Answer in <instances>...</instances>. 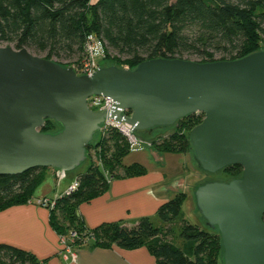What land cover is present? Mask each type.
Returning a JSON list of instances; mask_svg holds the SVG:
<instances>
[{
    "label": "water",
    "instance_id": "95a60500",
    "mask_svg": "<svg viewBox=\"0 0 264 264\" xmlns=\"http://www.w3.org/2000/svg\"><path fill=\"white\" fill-rule=\"evenodd\" d=\"M92 97L110 98L112 109L90 110ZM196 114L204 119L189 142L199 169L243 170L195 184L197 212L220 234L222 264H264V50L213 63L156 58L87 76L27 48L0 45V176L76 171L107 119L152 134ZM48 120L61 131L42 133Z\"/></svg>",
    "mask_w": 264,
    "mask_h": 264
},
{
    "label": "trees",
    "instance_id": "16d2710c",
    "mask_svg": "<svg viewBox=\"0 0 264 264\" xmlns=\"http://www.w3.org/2000/svg\"><path fill=\"white\" fill-rule=\"evenodd\" d=\"M90 35L106 44V55L99 60L107 59L109 51L126 57L121 68L134 69L147 60L184 59L188 55L201 63L234 61L264 50V0H0V45L47 53V59L78 56L81 60ZM218 55L221 58L217 59ZM203 119V114L192 115L173 128L163 129L168 131L164 135L154 136L158 130L136 135L159 153L187 154L191 151L190 132ZM59 131L61 126L49 120L41 130L49 134ZM96 139L80 167L86 166L85 170L77 175L80 187L58 198L55 209H47L59 238L72 239L76 233L72 244L76 250L88 244L92 249L145 247L157 264H222L218 230L191 224L183 217L189 200L185 192L158 209L156 225L151 217H143L132 226L120 221L87 228L78 213L81 205L108 192L113 180L148 174L141 164L124 165L132 149L118 130ZM46 170L0 176V212L33 202ZM223 172L234 179L241 177L243 170L235 166ZM0 264L47 263L22 249L0 244Z\"/></svg>",
    "mask_w": 264,
    "mask_h": 264
},
{
    "label": "crops",
    "instance_id": "0c3cea01",
    "mask_svg": "<svg viewBox=\"0 0 264 264\" xmlns=\"http://www.w3.org/2000/svg\"><path fill=\"white\" fill-rule=\"evenodd\" d=\"M155 153H158L155 155V166L136 160L147 166V175L113 180L108 192L80 206L78 213L87 228L94 229L105 223L120 221L132 226L143 217L155 218L158 209L174 198L177 188L171 187L170 174L162 165V155L175 154H163L156 150ZM45 175L42 186L36 191L38 194L34 195V201L57 200L73 185L78 173L70 176L48 169ZM57 179L59 181H55L57 183L54 185ZM41 187H44V191L40 194ZM180 187L186 191L187 181L181 180ZM34 201L0 212V244L22 249L47 264H157L155 257L145 247L136 250L118 247L92 249L88 244L78 250L77 259L65 256L60 238L51 227L49 210L37 206Z\"/></svg>",
    "mask_w": 264,
    "mask_h": 264
},
{
    "label": "rangeland",
    "instance_id": "374dc122",
    "mask_svg": "<svg viewBox=\"0 0 264 264\" xmlns=\"http://www.w3.org/2000/svg\"><path fill=\"white\" fill-rule=\"evenodd\" d=\"M175 1V0H172ZM104 45L106 46L105 42ZM3 47H12L15 50H17L14 45H1ZM28 49V48H27ZM30 53H32L35 56L41 57V58H46L47 59V53H37L32 49H28ZM221 58L220 55H218L217 59ZM84 59V57H83ZM83 59L79 60L78 56L72 57V58H66V57H62V58H56L53 57L52 60L56 63H59L61 65L64 66H73L74 68H77L78 65L83 61ZM183 60H189V61H194V62H200V60L195 57V56H185ZM99 67H105V66H111V65H116L119 67H124L126 65V57H121L118 54H116L115 52L109 51L108 52V58L105 60H99ZM127 68H129V66H126ZM168 131L167 130H158L154 136L157 135H164L166 134ZM98 137V136H97ZM146 139V137H145ZM98 139H95L94 142H97ZM155 155H158V153H155V149L153 147H151L148 144L143 143L142 146H140L139 150L137 151H132V153L128 156V158L126 160H124V165H133L135 163L137 164H141L143 165L145 168H147V166L145 164H143L142 162H147L146 164H150L155 166L156 165V159H155ZM162 165L164 166V169L166 170V172L168 174H170V179H171V187L173 189H175V187L177 188V194L179 193H187L189 195V200L185 203V206L183 208V217L185 218V220H187L188 222H190L191 224H198L200 223L203 227L205 226V224L202 222L201 217L199 216L197 209H196V205H195V201H194V196H193V189L195 184L207 179V178H222L225 180H229L232 179V175L226 172H222L220 174H216V175H209V174H205L203 173L198 165L196 164V162L194 161L191 151H188L187 154H182V155H169V156H163L162 155ZM136 160L142 161V162H137ZM155 163V164H154ZM86 168V166L79 168L78 171H74V172H69L67 174H69L70 176H73L79 172L84 171ZM148 170V169H147ZM184 180L187 181V187L188 189H186V191L184 190V188L180 187V181ZM55 181H59L54 180V185H56L57 182ZM42 186V185H41ZM179 186V188L177 187ZM42 191H44V187L40 188L39 193H43ZM36 194H38V192H36ZM39 194V195H40ZM173 195L174 197L177 195ZM38 195V196H39ZM172 196V197H173ZM152 222L156 225L159 221L158 218H152ZM206 227V226H205ZM68 240H70V238H66V241L68 242Z\"/></svg>",
    "mask_w": 264,
    "mask_h": 264
},
{
    "label": "built area",
    "instance_id": "2783aa9c",
    "mask_svg": "<svg viewBox=\"0 0 264 264\" xmlns=\"http://www.w3.org/2000/svg\"><path fill=\"white\" fill-rule=\"evenodd\" d=\"M106 55L105 45L102 38L95 35H90L87 37L85 43V55L83 61L75 68L78 75L92 76L94 72L97 71L99 67L98 60L104 58ZM113 101L110 98L103 97H92L88 100V107L90 110L95 112H107L112 109ZM113 129L118 130L128 141L131 146L132 151L139 150L143 142L137 137L136 133L132 131V128L127 124H119L114 120L107 119L100 132V135L105 137ZM132 131V132H131ZM149 145V144H148ZM80 187V183L76 180L73 185L68 189L66 194H71ZM34 203L45 209H55L56 200L51 199H38ZM77 237L76 233H72L70 240L66 241L65 237L60 238L61 245L64 250V255H69L73 260L77 259L78 250L74 249L72 244L74 239Z\"/></svg>",
    "mask_w": 264,
    "mask_h": 264
}]
</instances>
